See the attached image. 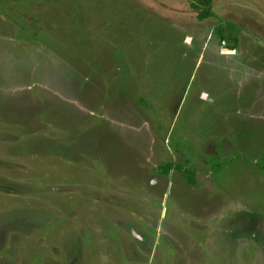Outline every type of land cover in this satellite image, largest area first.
Wrapping results in <instances>:
<instances>
[{
  "label": "rangeland",
  "instance_id": "rangeland-1",
  "mask_svg": "<svg viewBox=\"0 0 264 264\" xmlns=\"http://www.w3.org/2000/svg\"><path fill=\"white\" fill-rule=\"evenodd\" d=\"M0 264H264V0H0Z\"/></svg>",
  "mask_w": 264,
  "mask_h": 264
},
{
  "label": "trees",
  "instance_id": "trees-1",
  "mask_svg": "<svg viewBox=\"0 0 264 264\" xmlns=\"http://www.w3.org/2000/svg\"><path fill=\"white\" fill-rule=\"evenodd\" d=\"M199 3L204 7H209L211 0H199Z\"/></svg>",
  "mask_w": 264,
  "mask_h": 264
},
{
  "label": "bare ground",
  "instance_id": "bare-ground-1",
  "mask_svg": "<svg viewBox=\"0 0 264 264\" xmlns=\"http://www.w3.org/2000/svg\"><path fill=\"white\" fill-rule=\"evenodd\" d=\"M188 41H189V39H187V42H188ZM224 51H225L226 53L228 52L227 50H223V52H224ZM203 97H204V96H203Z\"/></svg>",
  "mask_w": 264,
  "mask_h": 264
}]
</instances>
